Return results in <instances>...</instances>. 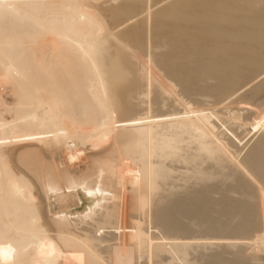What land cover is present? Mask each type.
<instances>
[{
  "label": "bare ground",
  "instance_id": "6f19581e",
  "mask_svg": "<svg viewBox=\"0 0 264 264\" xmlns=\"http://www.w3.org/2000/svg\"><path fill=\"white\" fill-rule=\"evenodd\" d=\"M0 264H264V0H0Z\"/></svg>",
  "mask_w": 264,
  "mask_h": 264
},
{
  "label": "snow or ice",
  "instance_id": "6c2138e0",
  "mask_svg": "<svg viewBox=\"0 0 264 264\" xmlns=\"http://www.w3.org/2000/svg\"><path fill=\"white\" fill-rule=\"evenodd\" d=\"M9 7H11V5H9ZM73 191V189L71 187L68 188V192L71 193ZM60 194H63L62 192ZM92 193L89 192V195H91Z\"/></svg>",
  "mask_w": 264,
  "mask_h": 264
}]
</instances>
